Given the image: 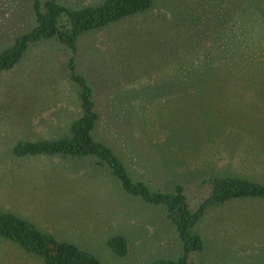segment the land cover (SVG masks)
I'll return each instance as SVG.
<instances>
[{"label":"rangeland","instance_id":"374dc122","mask_svg":"<svg viewBox=\"0 0 264 264\" xmlns=\"http://www.w3.org/2000/svg\"><path fill=\"white\" fill-rule=\"evenodd\" d=\"M54 1L76 10L104 0ZM33 2L0 0V51L36 26ZM256 6L153 0L73 47L57 37L30 43L0 72V209L103 264L178 260L183 245L165 206L126 193L95 156H18L13 148L70 134L82 115L75 74L97 114L91 137L133 181L166 193L179 185L192 210L210 176L264 181V16ZM194 230L203 243L188 255L195 264H264V198L208 206ZM115 235L127 240L123 256L107 245ZM0 264L44 262L0 237Z\"/></svg>","mask_w":264,"mask_h":264},{"label":"trees","instance_id":"16d2710c","mask_svg":"<svg viewBox=\"0 0 264 264\" xmlns=\"http://www.w3.org/2000/svg\"><path fill=\"white\" fill-rule=\"evenodd\" d=\"M33 1L36 26L30 32L17 37L12 46L0 51V72L14 67L30 43L57 37L69 47H73L79 35L105 28L122 18L144 12L153 4V0H104L98 5L72 10L54 0H46L41 10L40 0ZM254 2H258L257 10L264 16V0ZM62 16H65V22L60 21ZM72 78L81 87L79 97L82 115L72 123L70 134L57 139L19 141L13 152L18 156H95L98 164L111 168L126 193L139 196L146 203L165 206L167 217L177 227L184 253L176 261L161 259L151 264H195L188 260V255L200 251L203 243L194 227L208 206L221 205L233 198H264V181L258 182L228 174L213 175L204 180L210 187L207 197L192 210L185 201L183 188L179 185L175 187L174 192L166 193L152 191L144 183L133 181L112 151L91 137L97 114L93 108L90 89L82 77L73 74ZM0 237L14 241L27 252L39 256L44 264H103L90 252L73 243L57 240L54 236L40 231L28 220L2 209ZM107 245L119 256L125 255L128 249L127 240L121 235L112 236Z\"/></svg>","mask_w":264,"mask_h":264}]
</instances>
